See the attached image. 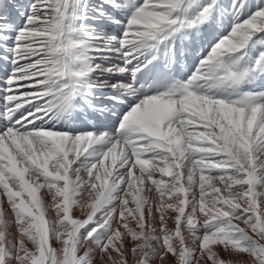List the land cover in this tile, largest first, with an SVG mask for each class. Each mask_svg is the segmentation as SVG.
I'll return each mask as SVG.
<instances>
[{
    "label": "snow or ice",
    "instance_id": "6c2138e0",
    "mask_svg": "<svg viewBox=\"0 0 264 264\" xmlns=\"http://www.w3.org/2000/svg\"><path fill=\"white\" fill-rule=\"evenodd\" d=\"M0 264H264V0H0Z\"/></svg>",
    "mask_w": 264,
    "mask_h": 264
},
{
    "label": "bare ground",
    "instance_id": "6f19581e",
    "mask_svg": "<svg viewBox=\"0 0 264 264\" xmlns=\"http://www.w3.org/2000/svg\"><path fill=\"white\" fill-rule=\"evenodd\" d=\"M76 216H80V212L78 210L76 211Z\"/></svg>",
    "mask_w": 264,
    "mask_h": 264
}]
</instances>
